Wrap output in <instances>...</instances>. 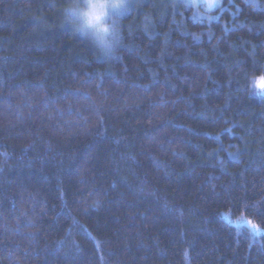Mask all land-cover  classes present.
<instances>
[{
    "label": "trees",
    "instance_id": "trees-1",
    "mask_svg": "<svg viewBox=\"0 0 264 264\" xmlns=\"http://www.w3.org/2000/svg\"><path fill=\"white\" fill-rule=\"evenodd\" d=\"M70 2L0 0V264H264V0Z\"/></svg>",
    "mask_w": 264,
    "mask_h": 264
},
{
    "label": "clouds",
    "instance_id": "clouds-1",
    "mask_svg": "<svg viewBox=\"0 0 264 264\" xmlns=\"http://www.w3.org/2000/svg\"><path fill=\"white\" fill-rule=\"evenodd\" d=\"M134 0H71L63 10L71 31L88 40L105 60L116 59L123 39L121 20Z\"/></svg>",
    "mask_w": 264,
    "mask_h": 264
},
{
    "label": "rangeland",
    "instance_id": "rangeland-1",
    "mask_svg": "<svg viewBox=\"0 0 264 264\" xmlns=\"http://www.w3.org/2000/svg\"><path fill=\"white\" fill-rule=\"evenodd\" d=\"M184 1L194 5L197 8H200L202 6L204 8L206 7L211 8V7H215L216 5H218L221 0H184ZM257 84L260 87V89L264 92V75L257 78Z\"/></svg>",
    "mask_w": 264,
    "mask_h": 264
}]
</instances>
